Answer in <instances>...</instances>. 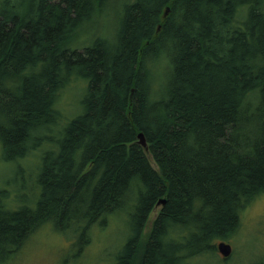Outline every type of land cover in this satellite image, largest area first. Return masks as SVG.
Instances as JSON below:
<instances>
[{
    "label": "trees",
    "instance_id": "16d2710c",
    "mask_svg": "<svg viewBox=\"0 0 264 264\" xmlns=\"http://www.w3.org/2000/svg\"><path fill=\"white\" fill-rule=\"evenodd\" d=\"M106 1L0 0L3 156L46 145L34 201L0 189V264L38 225L85 241L115 211L138 227L113 264H190L264 192V0H129L111 38L78 43ZM78 80L83 111L63 122L59 96Z\"/></svg>",
    "mask_w": 264,
    "mask_h": 264
},
{
    "label": "rangeland",
    "instance_id": "374dc122",
    "mask_svg": "<svg viewBox=\"0 0 264 264\" xmlns=\"http://www.w3.org/2000/svg\"><path fill=\"white\" fill-rule=\"evenodd\" d=\"M129 0H107L89 21L85 22L78 36V43L97 36L111 38L117 27L122 6ZM168 13V12H167ZM168 58L160 54L159 58L148 61L151 91L158 95L163 86L164 72H167ZM73 81L59 96L58 107L63 114V122L78 116L83 107V84ZM32 151L31 155L15 160H6L0 145V189L10 194L8 205L16 206L12 201L15 195L31 192L24 201L35 199L32 188L33 178L40 166V153L45 149ZM8 195V193H7ZM30 198V199H29ZM157 210L160 206H157ZM155 212L149 215L146 231L151 227ZM88 239L81 241L70 228L60 230L52 224L38 225L32 236L16 252L7 264H113L124 243L134 235L138 223L124 211L109 214L103 227L89 223ZM224 241L231 246L228 258H222L216 248L189 259L190 264H263L264 263V192L254 197L239 213V225L236 231ZM214 245V246H215Z\"/></svg>",
    "mask_w": 264,
    "mask_h": 264
},
{
    "label": "water",
    "instance_id": "95a60500",
    "mask_svg": "<svg viewBox=\"0 0 264 264\" xmlns=\"http://www.w3.org/2000/svg\"><path fill=\"white\" fill-rule=\"evenodd\" d=\"M167 12H168V9L166 8L165 14ZM137 143L140 144L143 148L147 149L145 137L142 132H138L137 134ZM164 203H165V199L163 198L159 199L156 203V206L164 205ZM215 248L218 254L224 259L228 258V256L231 254V246L224 241L218 242L215 245Z\"/></svg>",
    "mask_w": 264,
    "mask_h": 264
}]
</instances>
